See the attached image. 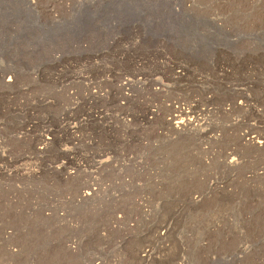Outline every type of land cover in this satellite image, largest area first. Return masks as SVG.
Listing matches in <instances>:
<instances>
[{
  "label": "rangeland",
  "instance_id": "1",
  "mask_svg": "<svg viewBox=\"0 0 264 264\" xmlns=\"http://www.w3.org/2000/svg\"><path fill=\"white\" fill-rule=\"evenodd\" d=\"M257 142L264 0H0V264H264Z\"/></svg>",
  "mask_w": 264,
  "mask_h": 264
},
{
  "label": "bare ground",
  "instance_id": "2",
  "mask_svg": "<svg viewBox=\"0 0 264 264\" xmlns=\"http://www.w3.org/2000/svg\"><path fill=\"white\" fill-rule=\"evenodd\" d=\"M129 83V82H128ZM190 121V120H189ZM193 122V121H192ZM181 123H182V121H181ZM180 126H181V124H180ZM194 126V125H193ZM183 127V126H182ZM177 128H178V126H177ZM179 130V129H178ZM255 138V137H254ZM253 138V139H254ZM252 141H254V140H252ZM257 144L261 147V146H264L263 144V142H257ZM230 163H231V165H234L235 163H236V160L235 159H232L231 161H230Z\"/></svg>",
  "mask_w": 264,
  "mask_h": 264
}]
</instances>
